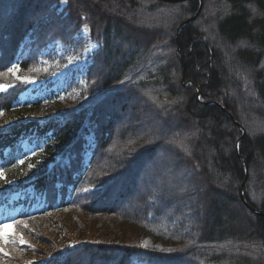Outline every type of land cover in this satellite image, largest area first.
Returning <instances> with one entry per match:
<instances>
[{"label":"trees","instance_id":"16d2710c","mask_svg":"<svg viewBox=\"0 0 264 264\" xmlns=\"http://www.w3.org/2000/svg\"><path fill=\"white\" fill-rule=\"evenodd\" d=\"M61 1L0 0V121L25 88L14 62L47 80L49 46L81 52L86 26L99 47L61 113L0 122V203L25 187L45 203L20 223L32 261L0 264H264V0ZM33 130L43 154L13 167Z\"/></svg>","mask_w":264,"mask_h":264},{"label":"rangeland","instance_id":"374dc122","mask_svg":"<svg viewBox=\"0 0 264 264\" xmlns=\"http://www.w3.org/2000/svg\"><path fill=\"white\" fill-rule=\"evenodd\" d=\"M65 6L66 3L61 1L58 10L61 11ZM199 13L200 10L195 17L192 16L194 18L193 21ZM78 33V37L83 39L85 45L84 49L79 53H76L72 48L63 46L59 42L49 46V49L51 50L50 58L53 60V65L61 60H64V62L60 69L47 80L38 81L31 77L20 78L17 76L19 71L18 65H16V63L11 65L12 75L22 81L25 88L18 95L17 101L12 104L10 113L7 116H3L5 121H0L1 123L8 122L10 124L16 123L19 120L38 118L45 120L51 116H56L63 111V102L66 100V93L69 84L81 81L93 53L99 48L96 43L89 40V30L86 26L81 27ZM44 63L49 65L48 60L44 61ZM9 88L10 85L0 83V94L5 93ZM46 135L47 133L41 134L33 130L27 137L22 138L17 142L14 145V149L8 147L5 151V156L7 157L12 151H14L13 158L15 159V164L13 167L20 166L25 161L27 162L34 158L39 159L44 151ZM84 155L86 157V153ZM4 175L5 171L0 169V178L4 179ZM180 175L175 177L173 182L183 187L185 184L182 180L185 176L182 174ZM43 206V195L36 194L31 189H27L26 191L13 194L8 202L0 207L1 261H6L7 257L10 258L11 256H15L16 258H19L22 255L30 259L27 260L28 262L32 261V258H29V256L32 255V252H30L29 249L35 247L36 241H32L25 236L20 227V223L23 221L24 225L27 226V224L38 215V212ZM22 215L23 217L19 218ZM66 227L68 228V226ZM130 231L136 233L133 226L130 227ZM60 235L63 236L62 234H57V238L60 237ZM138 240L142 245L147 247L162 248L166 245V243H164L159 237L143 232L142 230H139ZM42 242V240L38 239L39 244H43ZM63 243H67V245L69 244L66 239H64ZM25 247H28V249ZM227 254L232 255L231 250L228 251ZM135 264L143 263L137 262Z\"/></svg>","mask_w":264,"mask_h":264},{"label":"water","instance_id":"95a60500","mask_svg":"<svg viewBox=\"0 0 264 264\" xmlns=\"http://www.w3.org/2000/svg\"><path fill=\"white\" fill-rule=\"evenodd\" d=\"M164 1H166V2H180V1H183V0H164ZM199 1H200V8H201V6H202V1H201V0H199ZM199 10H200V9H199ZM199 10H198V11H199ZM196 14H197V13H196ZM196 14H195L193 17H195ZM193 17H192L191 19H189L188 21H186V22H191V21H193V19H194ZM186 22H184L181 26H183ZM196 97H197V98L199 97V91H196ZM240 197H241L243 203L246 204V202H245V200H244V198H243V192H242V189L240 190Z\"/></svg>","mask_w":264,"mask_h":264},{"label":"snow or ice","instance_id":"6c2138e0","mask_svg":"<svg viewBox=\"0 0 264 264\" xmlns=\"http://www.w3.org/2000/svg\"><path fill=\"white\" fill-rule=\"evenodd\" d=\"M62 2L67 3V0H62ZM6 227V226H5Z\"/></svg>","mask_w":264,"mask_h":264}]
</instances>
